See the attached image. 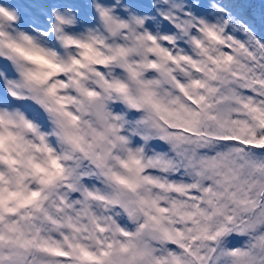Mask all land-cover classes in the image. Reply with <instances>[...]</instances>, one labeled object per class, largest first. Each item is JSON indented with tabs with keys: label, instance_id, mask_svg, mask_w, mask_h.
Listing matches in <instances>:
<instances>
[{
	"label": "snow or ice",
	"instance_id": "6c2138e0",
	"mask_svg": "<svg viewBox=\"0 0 264 264\" xmlns=\"http://www.w3.org/2000/svg\"><path fill=\"white\" fill-rule=\"evenodd\" d=\"M0 264H264V0H0Z\"/></svg>",
	"mask_w": 264,
	"mask_h": 264
}]
</instances>
